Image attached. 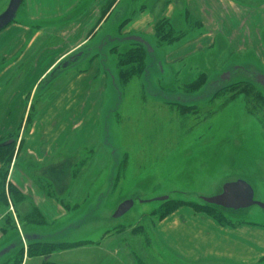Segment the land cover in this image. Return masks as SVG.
Listing matches in <instances>:
<instances>
[{
	"label": "rangeland",
	"instance_id": "obj_1",
	"mask_svg": "<svg viewBox=\"0 0 264 264\" xmlns=\"http://www.w3.org/2000/svg\"><path fill=\"white\" fill-rule=\"evenodd\" d=\"M137 1H133V11ZM8 3L0 0V13ZM25 18L20 10L19 21L0 32V87L15 85V95L20 92L15 100L4 103L2 93L0 106L15 104L21 107L22 115L26 107L23 96L37 74H30V62L18 60L29 52L24 43L29 38L17 28ZM121 30H102L78 52L81 59L71 61L75 54L41 83L35 107L55 79L65 78L72 70L86 72L94 62L99 65L92 93L98 103L93 112L95 121L76 131L69 127L65 134H70L71 140L64 142L65 153L75 149L64 158V185L78 184L79 198L84 185L92 183V187L80 203L69 198L73 189L64 190L66 216L64 223L52 227V233H45L48 226L24 232L37 230L40 235H48L50 242L45 243L70 248L88 240L101 242L104 248L118 250L119 258L131 255L134 264H174V258L162 252L155 233L165 215L186 208L223 226L264 228V209L259 206L239 211L221 207L210 210L207 207L211 205L202 199L220 194L228 182L243 180L253 188L255 199L264 204V124L260 121L264 120V87L257 82V77L264 75V23L256 51L250 49L243 54L216 45L210 51L170 62L186 53L180 49L186 43L178 44L186 38V30H181L182 38L173 45L158 44L155 36L145 38L155 53L146 61L152 68L142 73L136 71L135 64L127 69L123 66L122 58L134 46L129 41L121 42L129 37ZM108 38L114 42L109 43ZM102 41L108 44L99 52ZM124 71L127 75L121 77ZM22 72L25 76L20 78ZM225 74L230 77L224 82ZM88 99L91 105L92 99ZM162 197L167 199L156 201ZM126 200L135 201L133 208L114 218ZM41 207L47 218L55 215ZM73 228L81 230L70 234ZM61 229L64 243L55 235ZM24 232L18 228L0 237V248L17 245L0 259V264H19L22 249L25 254V248L36 243L24 240Z\"/></svg>",
	"mask_w": 264,
	"mask_h": 264
},
{
	"label": "crops",
	"instance_id": "obj_2",
	"mask_svg": "<svg viewBox=\"0 0 264 264\" xmlns=\"http://www.w3.org/2000/svg\"><path fill=\"white\" fill-rule=\"evenodd\" d=\"M128 1L127 4L126 0L23 1L20 10L26 18L24 24L19 22L17 28L29 38L24 42L29 52L18 60L30 62L27 64L32 69L30 74H37L23 96L26 101L23 115L21 107L15 104L12 107L0 106V147L16 143L5 183L8 199L0 204V237L6 234L2 225L7 217L14 220L20 233L29 228L48 226L45 233L50 234L52 227L64 223V190L73 189L69 198L76 203L83 202L89 195L92 183L84 185L82 198L77 197L78 184L64 185V158L75 150L65 153L64 142L71 140L70 134H65L69 127L76 131L85 123L95 121L93 112L98 103L92 99V93L99 65L94 62L86 72L72 70L65 78L55 79L52 86L44 91L45 96L41 95L36 107L35 101L41 83L75 54L71 61L81 59L78 52L92 43L102 30L122 28V35L149 39L156 36L158 22L170 21L175 29L187 31L186 38L178 43H186L180 48L186 53L170 62L210 51L216 45L227 46L226 49L229 46L235 54H243L250 49L255 52L260 43V30L264 23L263 0H138L135 11L134 0ZM148 1L152 3L150 6ZM108 39L109 43L114 42ZM99 44L102 45L98 50L101 52L108 43L102 41ZM24 72L20 78L25 76ZM15 90V85L7 89L0 87V95L4 93L3 103L15 100L14 96L20 93L15 95ZM88 98L92 99L91 105ZM86 109L89 110L86 112ZM19 165L25 169H20ZM2 169L0 161V172ZM10 186L19 195L11 198ZM41 206L55 215L47 218ZM34 208L39 211L42 224L25 221ZM80 230L73 228L70 234ZM61 231L55 235L64 243V229ZM155 233L162 252L171 255L174 264H264V228L258 226H223L207 215L183 208L158 222ZM24 236L31 237V242H50L48 235H40L37 230L24 232ZM50 240L53 241L52 238ZM86 242L44 256H32L25 248L21 264H134L129 254L119 258L118 250L104 248L101 242ZM8 246L0 248V251Z\"/></svg>",
	"mask_w": 264,
	"mask_h": 264
},
{
	"label": "trees",
	"instance_id": "obj_3",
	"mask_svg": "<svg viewBox=\"0 0 264 264\" xmlns=\"http://www.w3.org/2000/svg\"><path fill=\"white\" fill-rule=\"evenodd\" d=\"M155 38L158 40V44H166V45H173L177 40L182 38V31H179L175 29L173 24L170 21L164 20L158 22L156 26V36ZM147 40V39H146ZM121 42H128L125 41L124 38H122ZM131 47L134 46V48L129 49V51L125 54V56L122 58L123 59V66L127 67L129 65H137L136 71L139 73L148 71L152 67L148 65L149 63L146 62L149 56L154 55L155 49L153 54L149 53L148 49L146 46L143 44H140L138 42L134 41H129ZM157 44V43H156ZM153 47V46H152ZM154 48V47H153ZM122 66V65H121ZM133 68V67H131ZM129 71V70H128ZM127 73L124 71L121 73V77H125ZM128 78V76H127ZM252 87V86H251ZM254 89V88H253ZM255 91V90H254ZM254 93V92H253ZM257 95H259L258 92H256ZM260 121L262 124H264V120L260 118ZM16 143L10 144V145H5L0 147V161L3 163V169L0 172V204L7 202V193H6V179L8 175V168L9 165L12 161L13 158V153L15 150ZM11 195L14 197L15 195H19V192H17L15 189H13L11 186L9 187ZM14 193V194H13ZM217 206H208L207 208H210V210L213 209H219L220 207L216 208ZM167 217V215L163 216ZM218 220V219H217ZM26 222L28 223H37V224H42L43 220L42 217L39 213V211L34 208L33 212L28 216L27 219H25ZM220 222V221H219ZM2 230L4 233H8L10 230L17 231V225L14 222V220L10 217H7L4 221V224L2 225ZM34 242V241H32ZM67 247H70V245H67ZM66 246H61V244H47V243H40L37 242L35 244H30L28 248V254L35 256V255H44L43 253H51L53 251H58L62 248H67ZM38 251H41L37 253ZM45 251V252H43ZM23 252V257H24V250L22 249ZM22 257V260H23ZM22 260L20 261L19 264H21ZM47 264H52V263H47Z\"/></svg>",
	"mask_w": 264,
	"mask_h": 264
},
{
	"label": "water",
	"instance_id": "obj_4",
	"mask_svg": "<svg viewBox=\"0 0 264 264\" xmlns=\"http://www.w3.org/2000/svg\"><path fill=\"white\" fill-rule=\"evenodd\" d=\"M24 0H9L6 9L0 13V32L8 27L10 24L18 19L19 11L22 7ZM125 41H134L143 44L147 47L149 52H153L152 47L149 42L139 36H129L125 38ZM229 75L225 74L222 79L223 81L229 80ZM258 84L264 87V75H259L257 77ZM5 146V145H4ZM167 197L157 198L156 201H165ZM203 201L209 205L218 206L227 210L239 211L250 208L252 206H259L264 209V204L258 202L255 199V192L253 188L243 180H237L234 182H228L224 184L222 192L216 196L202 198ZM135 204L134 200H126L121 203L115 212L114 218H120L129 212ZM24 240H31L29 236H24ZM16 244H11L8 247L0 251V259L9 254Z\"/></svg>",
	"mask_w": 264,
	"mask_h": 264
},
{
	"label": "flooded vegetation",
	"instance_id": "obj_5",
	"mask_svg": "<svg viewBox=\"0 0 264 264\" xmlns=\"http://www.w3.org/2000/svg\"><path fill=\"white\" fill-rule=\"evenodd\" d=\"M110 41V40H109Z\"/></svg>",
	"mask_w": 264,
	"mask_h": 264
}]
</instances>
